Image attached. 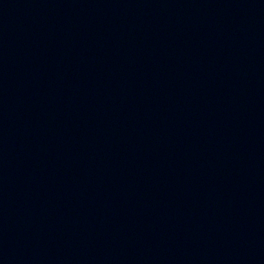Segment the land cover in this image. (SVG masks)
Returning <instances> with one entry per match:
<instances>
[{
  "label": "water",
  "instance_id": "water-1",
  "mask_svg": "<svg viewBox=\"0 0 264 264\" xmlns=\"http://www.w3.org/2000/svg\"><path fill=\"white\" fill-rule=\"evenodd\" d=\"M0 264H264V0H0Z\"/></svg>",
  "mask_w": 264,
  "mask_h": 264
}]
</instances>
